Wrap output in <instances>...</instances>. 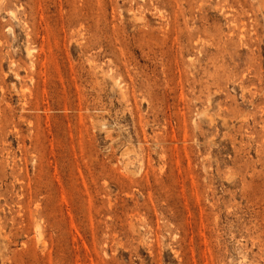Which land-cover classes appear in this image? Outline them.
<instances>
[{"label":"rangeland","instance_id":"1","mask_svg":"<svg viewBox=\"0 0 264 264\" xmlns=\"http://www.w3.org/2000/svg\"><path fill=\"white\" fill-rule=\"evenodd\" d=\"M0 264H264V0H0Z\"/></svg>","mask_w":264,"mask_h":264}]
</instances>
